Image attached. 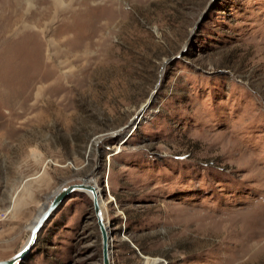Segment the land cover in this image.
<instances>
[{"label": "rangeland", "instance_id": "1", "mask_svg": "<svg viewBox=\"0 0 264 264\" xmlns=\"http://www.w3.org/2000/svg\"><path fill=\"white\" fill-rule=\"evenodd\" d=\"M3 168L28 224L93 175L113 264H264V0H0ZM19 264H103L91 195Z\"/></svg>", "mask_w": 264, "mask_h": 264}, {"label": "water", "instance_id": "2", "mask_svg": "<svg viewBox=\"0 0 264 264\" xmlns=\"http://www.w3.org/2000/svg\"><path fill=\"white\" fill-rule=\"evenodd\" d=\"M180 56H181V54H177L176 56L169 58L168 60L165 61V64L168 62L175 61ZM154 95L155 94L153 92L149 98V102L143 104L140 107V109L138 110L137 115L132 119V126L133 127H134V125L136 126V124L143 117L144 113L146 112V110L148 109L150 104L152 103V100L155 97ZM86 188L92 192L94 211H95V214L97 217V222H98L99 229L101 232L103 264H113L110 246H109V240H110V234L111 233L109 234V231L107 230L106 224L104 222V214H103L102 209L100 207V203L97 199L94 187L87 185L85 182L71 183V184H68L67 186H64L63 188H60L58 191H56L55 194L53 195V198L50 200L49 205L46 207V209L44 211H42V209L38 210V214H40L41 211H42V213H41L38 221L34 224V226L31 229V234H30V237H29L27 244L21 249V251H19L15 255H13V256L5 259V260H0V264H19L20 261H22L28 255V253L32 250V248L34 247V245L38 239L39 231L42 229V227L45 225V223L49 221L50 216L54 214V212L58 209L60 204L67 197L71 196L72 193L77 192V191L86 190ZM35 220H36V218H34L32 222H30L29 229Z\"/></svg>", "mask_w": 264, "mask_h": 264}, {"label": "crops", "instance_id": "3", "mask_svg": "<svg viewBox=\"0 0 264 264\" xmlns=\"http://www.w3.org/2000/svg\"><path fill=\"white\" fill-rule=\"evenodd\" d=\"M7 176L8 175L5 171V168L0 170V208L8 209L10 208V206L12 207V212L9 215V218L0 223V238H3V236H5V234H7L8 232L9 234L14 232L13 227L17 224V222L23 223L24 227H26L25 229L27 230V227L29 226V217H31V215L36 212L32 207V205L34 206L35 204L30 205L29 202L24 204L22 201L25 192H27H22V190H24L26 186L25 184L26 180L28 181V177L26 178V180H24V178L22 180L21 186L17 187L16 189L14 182H7ZM21 203L25 207H21Z\"/></svg>", "mask_w": 264, "mask_h": 264}, {"label": "bare ground", "instance_id": "4", "mask_svg": "<svg viewBox=\"0 0 264 264\" xmlns=\"http://www.w3.org/2000/svg\"><path fill=\"white\" fill-rule=\"evenodd\" d=\"M158 83H160V81H159ZM152 93H153V92H152ZM152 93H151V94H152ZM150 96H151V95H150ZM154 96H155V95H154ZM149 98H150V97H149ZM153 99H154V98H153ZM152 101H153V100H152ZM148 102H149V99H148V101H147L146 103H148ZM146 105H147V104H146ZM150 105H151V104H150ZM149 107H150V106H149ZM149 107H148V108H149ZM141 119H142V118H141ZM141 119H140V120H141ZM93 177H94L93 175H89L88 177H85V178L81 181V183H82V182H85L87 185H90V186H93V187H94V190H95V192H96L97 199H98V201H99V203H100V199H99V193H100V191H99V189H98L97 184H96L94 181H92V180H93ZM77 183H79V182H77ZM67 185H68V184H65V185H63L61 188H63L64 186H67ZM58 190H59V189H58ZM58 190H57V191H58ZM81 192H86V193L90 194L91 197H92V192L89 191V189H87V188H86V190H83V191H81ZM54 194H55V193H54ZM54 194H53V195H54ZM72 194H73V193H72ZM69 197H70V196H69ZM67 198H68V197H67ZM67 198H66V199H67ZM66 199H65V200H66ZM65 200H64V201H65ZM64 201H63V202H64ZM49 202H50V200H49L48 202L44 203V204L41 206L40 209H42V211H44V210L46 209V207L49 205ZM63 202L60 204V206L63 204ZM60 206H59V207H60ZM93 206H94V205H93ZM59 207H58V208H59ZM100 207H101V209H102L101 203H100ZM57 210H58V209H57ZM57 210H56V211H57ZM2 211L7 212V213H8V216H9V210H2ZM42 211L40 212V214H38V215L35 217L36 220L34 221V223H33V224L31 225V227H30V234H31V229H32V227H33L34 224L38 221V219H39V217H40ZM56 211H55V212H56ZM55 212H54V214H55ZM102 212H103V214H104L103 209H102ZM54 214H53V215H54ZM95 215H96V214H95ZM51 217H52V215L50 216V218H51ZM50 218H49V219H50ZM96 218H97V217H96ZM104 222H105V224H106L107 230L109 231V234L111 233V234H110V240H109V246H110V251H111V256H112V250H113V244H112V231H111V229H110V225H109V223L107 222V219H106L105 214H104ZM46 223H47V222H46ZM46 223H45V225H46ZM45 225H44V226H45ZM44 226H43V227H44ZM43 227H42V229H43ZM42 229H41V230H42ZM41 230L39 231V234H40ZM39 234H38V236H39ZM29 237H30V236H29ZM29 237H28V240H29ZM28 240L26 241V243L24 244V246L27 244ZM24 246H23V247H24ZM23 247H22V248H23ZM22 248H21V249H22ZM21 249H20L19 251H21ZM19 251H18V252H19ZM18 252H17V253H18ZM14 255H15V254H14ZM112 260H113V259H112ZM159 261H160V260H159L158 258H155V259H149V260H148V262H151V264H153V263H160ZM20 262H21V261H20Z\"/></svg>", "mask_w": 264, "mask_h": 264}, {"label": "built area", "instance_id": "5", "mask_svg": "<svg viewBox=\"0 0 264 264\" xmlns=\"http://www.w3.org/2000/svg\"><path fill=\"white\" fill-rule=\"evenodd\" d=\"M8 218V213L2 211V209H0V223H2L3 221H5Z\"/></svg>", "mask_w": 264, "mask_h": 264}]
</instances>
